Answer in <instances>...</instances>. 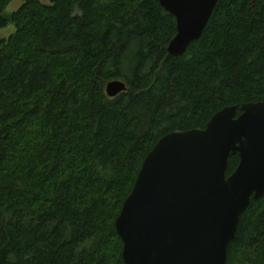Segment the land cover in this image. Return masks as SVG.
<instances>
[{
    "label": "trees",
    "instance_id": "obj_1",
    "mask_svg": "<svg viewBox=\"0 0 264 264\" xmlns=\"http://www.w3.org/2000/svg\"><path fill=\"white\" fill-rule=\"evenodd\" d=\"M0 0V264H125L116 220L166 134L264 101V0H219L183 56L160 0ZM128 89L115 98L106 85ZM240 163L231 155L227 175ZM228 264H264V197Z\"/></svg>",
    "mask_w": 264,
    "mask_h": 264
},
{
    "label": "water",
    "instance_id": "obj_2",
    "mask_svg": "<svg viewBox=\"0 0 264 264\" xmlns=\"http://www.w3.org/2000/svg\"><path fill=\"white\" fill-rule=\"evenodd\" d=\"M218 2L160 0L177 22L171 55L202 37ZM127 89L120 79L106 85L110 98ZM241 111L225 107L205 128L170 132L148 153L116 220L125 264H228L242 214L264 197V101Z\"/></svg>",
    "mask_w": 264,
    "mask_h": 264
},
{
    "label": "rangeland",
    "instance_id": "obj_3",
    "mask_svg": "<svg viewBox=\"0 0 264 264\" xmlns=\"http://www.w3.org/2000/svg\"><path fill=\"white\" fill-rule=\"evenodd\" d=\"M24 0H14L9 7L6 9L5 14L10 15L13 12L17 11ZM44 2H48V0H43ZM16 28L13 24L9 25L7 28L0 30V39L8 38L11 34L15 32Z\"/></svg>",
    "mask_w": 264,
    "mask_h": 264
}]
</instances>
